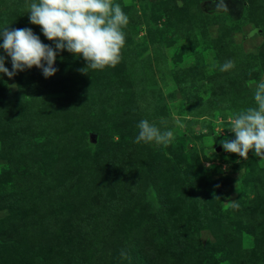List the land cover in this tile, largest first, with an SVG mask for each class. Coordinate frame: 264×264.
<instances>
[{
    "label": "rangeland",
    "instance_id": "374dc122",
    "mask_svg": "<svg viewBox=\"0 0 264 264\" xmlns=\"http://www.w3.org/2000/svg\"><path fill=\"white\" fill-rule=\"evenodd\" d=\"M31 2L0 0V28H30L56 50L40 26L30 23L27 5ZM114 2L129 17L121 60L115 67L83 74V57L56 50L53 67L57 71L51 77L45 78L35 66L11 78L0 73V236L16 240L12 248L0 245V264H37V244L46 251L45 264H71V254L78 253L92 264H126L120 252L129 249L144 253V264H189L188 252L192 264H235L227 247H210L211 231L194 220L196 212L205 209L194 192L197 187L212 191L213 182L221 188L219 196L208 193L212 200L207 225L215 221L213 210L218 218L243 215L247 209L233 206L242 195L252 203L256 200L250 208L252 216L264 218V160L251 151L245 160L226 152L220 143L234 139L227 130L229 114L251 106L256 83L264 81V0H224V7H217V0H199L193 4L191 18L182 0H167L166 10L158 0ZM0 57L12 71L11 58L2 47ZM226 60L234 61L235 67L221 72L218 65ZM70 111L103 126L106 140L101 144L110 158L146 119L161 129H172V151L196 165L187 169L169 146L136 143L138 152L148 145L159 159L168 157L178 166L176 173L160 162L158 178L170 206L158 212L141 203L125 214H114L117 226L111 232L120 238L100 240L102 249L97 251L87 246L85 233L73 235L70 243L76 247L67 244L77 223L83 226L96 218L89 199L100 192L106 205L112 198L96 139L86 134L75 141L60 124ZM177 119L183 128L176 125ZM39 134L41 147L25 155L16 152L32 139L29 136ZM141 159L144 165L155 162L146 155ZM102 208L109 214L114 206ZM171 227L174 238L161 246L159 238ZM125 234L131 239L122 240ZM240 237L241 248L253 249L246 263L264 264V244L258 245L249 231H241ZM13 251H18L22 262L5 260Z\"/></svg>",
    "mask_w": 264,
    "mask_h": 264
},
{
    "label": "clouds",
    "instance_id": "9594fccd",
    "mask_svg": "<svg viewBox=\"0 0 264 264\" xmlns=\"http://www.w3.org/2000/svg\"><path fill=\"white\" fill-rule=\"evenodd\" d=\"M216 6L224 7V0H217ZM27 8L30 23L40 26L43 35L55 43L56 50H67L77 58L83 57L86 61L85 67L80 69L83 74L115 67L120 62L125 45L123 29L129 17L114 0H32ZM0 38L3 40L0 47L12 63V71H9L4 66V58L0 57V73L11 78L17 71L35 66L42 69L47 78L57 71L53 67L57 51L42 43L30 28L9 30L6 26L0 28ZM218 67L226 72L235 67V62L226 60ZM176 125L183 128L179 119ZM137 129L134 140L137 144L155 142L167 147L175 139L172 129H161L146 119L139 121ZM227 130L234 134V139L220 141L226 152L247 160L251 151L264 160V81L256 83L251 106L229 114ZM120 257L129 259L124 250Z\"/></svg>",
    "mask_w": 264,
    "mask_h": 264
},
{
    "label": "trees",
    "instance_id": "16d2710c",
    "mask_svg": "<svg viewBox=\"0 0 264 264\" xmlns=\"http://www.w3.org/2000/svg\"><path fill=\"white\" fill-rule=\"evenodd\" d=\"M160 1V6L165 8L166 10V3L167 0H158ZM199 0H182L183 5L187 8L188 15L190 16V11L194 10V3ZM264 29V25L262 26ZM89 116V115H88ZM87 116L83 115L81 112H67L65 113V116L63 120H61L60 124H64V128L66 131H70L69 137L75 141H79L81 135L90 134L91 136L96 139L95 142V148H98L101 150V156H102V166H104L105 172H107L108 176L110 177V181H108L107 185L109 184L108 190L112 194V198L110 199L107 204H112L114 206L113 212L107 214V211L103 209L102 207L108 206L107 204H104L105 197L101 196L100 192H96L95 196L91 197L89 199V206L94 207L93 209L97 210L96 218L88 221L85 225L82 226L81 223H77L76 229L73 231V233H70L72 236L67 241L68 246L76 247L73 243H70V240L73 239V235H76L78 233H85L86 243L88 247L93 248L95 251L100 250L102 248H98V244L100 240H107V242L111 239L113 241L118 240L120 237L118 235H115L111 232V230L117 226L116 224V218H114V214L117 215L119 211H121L123 214H125L128 211H132L136 204L145 203L146 206L150 211H158L162 212L163 209L166 207L168 208L170 204L167 202V191L164 189L161 181L158 178V172L160 168V162L163 163V166L166 168H173L174 171L178 172V166L174 167L170 160L168 159H159L154 153L151 152L148 145L144 152H138L137 145L134 142L135 137L138 132L137 127L135 129H132L129 133L130 135V141L126 138L123 139L121 145L119 146V149L112 152L111 156L109 157L108 152L106 149H104L103 145L101 144V141L104 143L106 138H103V132L102 128L103 126L93 120L86 119ZM86 119V120H85ZM122 129L118 131L120 133ZM124 132V130H123ZM133 132V133H132ZM75 133H78V136H74ZM122 134L120 133L119 139H122ZM39 135L29 136L32 139H28L25 141V143L22 145L21 148H16V152H23V155L25 153L32 149V148H39L42 145L39 144ZM111 136H113V133H111ZM176 145V144H175ZM173 144L171 143L169 145V150L172 154H175V157L179 159L180 162L185 163L187 165V169H191L192 167H196V165L190 161L185 160V156L183 155H177L176 153L180 152H174L172 151ZM182 148V147H181ZM181 148L179 151H181ZM250 153V152H249ZM141 155L150 156L154 159L155 162H153L150 165H144L141 159ZM156 159H159L156 161ZM39 173H41V169H37ZM242 178V177H241ZM254 182V181H253ZM242 183H246L244 179H242ZM78 184V183H77ZM72 186V184H69ZM66 186L67 187L70 186ZM212 191L204 190L201 187H197L195 189L194 194H196V201H203L202 207L205 208L202 212H196L198 215L194 218V220L204 222L205 225L211 231V234L214 237V242L211 244L212 247H216V249L227 247V251L229 253L233 254L235 256V259L233 263L235 264H247V259L252 258V250L247 252L244 248H241V237L240 232L241 231H249L251 234H254L257 237L256 243L258 245L264 244V218L261 217H253L252 212L254 209L250 210V208H253L254 204L256 203V200L254 203H252L251 199H247L245 195H242L238 200L236 201L233 206H237L238 209L244 210L247 209L243 215H240V217H237L235 219H224V218H218L216 217L219 215L218 212L214 211L213 217L215 218L214 222H208V218L210 216L208 211V203L212 200L210 195L213 196H219L221 193V188L217 184V182H213V184L210 186ZM142 190V191H141ZM250 190V189H249ZM254 189L250 190L253 191ZM59 191V189H58ZM70 192L73 190H69ZM210 195H209V194ZM137 195L139 196L137 198ZM239 195H241V192H239ZM103 199V200H102ZM207 201V204L205 203ZM55 206V205H54ZM101 206V207H100ZM232 206V208H234ZM256 208V207H255ZM249 209V210H248ZM114 218V219H113ZM212 219V218H211ZM261 222V223H260ZM48 224V223H47ZM219 224V225H217ZM49 225V224H48ZM50 228V227H49ZM173 228L168 229L160 238V245L164 246L166 242L169 240V238L172 237ZM14 238L17 239V236L14 235ZM174 237L171 238V240ZM131 239L130 234H125L122 240ZM16 242L15 239H11L8 236H0V245L3 247H13L14 243ZM37 247V248H36ZM42 245H35L34 251L35 257L38 260L37 264H45L44 256L46 251H43V248H41ZM228 253V254H229ZM129 259H124L126 264H144L146 256L141 251H132L129 249L127 252ZM188 260L185 258V260L189 263H191L190 253L188 252ZM80 253L78 254H71V264H92L89 261H85L81 257H79ZM18 251H13V253L6 256V261L16 260L18 262H22V260L19 258ZM230 257V256H228ZM181 264H187L185 262ZM199 264V262L197 263Z\"/></svg>",
    "mask_w": 264,
    "mask_h": 264
}]
</instances>
